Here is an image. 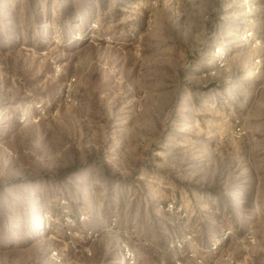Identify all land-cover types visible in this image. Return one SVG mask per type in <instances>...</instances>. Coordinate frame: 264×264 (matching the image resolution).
Returning <instances> with one entry per match:
<instances>
[{
    "label": "rangeland",
    "instance_id": "rangeland-1",
    "mask_svg": "<svg viewBox=\"0 0 264 264\" xmlns=\"http://www.w3.org/2000/svg\"><path fill=\"white\" fill-rule=\"evenodd\" d=\"M261 19L242 0H0V264L209 259L228 230L219 257L264 264Z\"/></svg>",
    "mask_w": 264,
    "mask_h": 264
},
{
    "label": "built area",
    "instance_id": "built-area-1",
    "mask_svg": "<svg viewBox=\"0 0 264 264\" xmlns=\"http://www.w3.org/2000/svg\"><path fill=\"white\" fill-rule=\"evenodd\" d=\"M243 6L245 7V11L247 13H255L256 10L260 11V14L262 16V19L260 22L256 25L257 27V37L260 36L257 40V45L264 48V5L260 6L261 0H242ZM256 62L259 63L260 60L256 59ZM219 64H222V62H219ZM264 73V71H263ZM167 209L170 211H176L178 213L184 214L185 211L182 206H178L176 203L171 202L167 204ZM68 220L71 221V219L68 217ZM97 235V234H96ZM233 233L231 230H228L224 235H222L220 238H217L215 241L213 240L210 246L211 252L214 254L212 258H204L201 255H199L196 251L190 250L187 253H185L183 256L176 257L173 260V264H238L237 261L234 259L233 255L226 253L224 257L220 256L219 254H223V245L226 243L228 238H232ZM90 237L93 239L92 235L90 234ZM192 237L191 235H188L185 237V239L180 240L177 242V246L179 249H183L186 245L192 243ZM122 253H123V259L120 264H137V258L135 251L131 248L129 244H123L122 247ZM218 254V255H217ZM191 263H188L190 262Z\"/></svg>",
    "mask_w": 264,
    "mask_h": 264
}]
</instances>
